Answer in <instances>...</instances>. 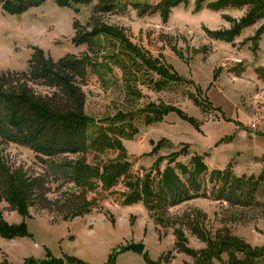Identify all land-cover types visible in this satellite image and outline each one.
<instances>
[{
  "label": "rangeland",
  "instance_id": "obj_1",
  "mask_svg": "<svg viewBox=\"0 0 264 264\" xmlns=\"http://www.w3.org/2000/svg\"><path fill=\"white\" fill-rule=\"evenodd\" d=\"M115 1L113 13L95 12L99 0L79 5L78 11L45 0L18 15L0 6V69L26 70L34 47L54 59L87 51V45L73 41L75 23L86 26L96 14L105 25L123 28L133 43L160 57L182 78L159 89L151 78L160 76L145 67L137 69L141 78L129 90L122 70L112 66L107 83L93 76L84 86L87 113L98 125L118 126L134 171L172 166L180 173L177 164L193 167L192 160L200 157L209 171L228 168L236 176L264 180V34L256 36L264 20L244 28L232 41L219 40L208 31L233 29L248 6L213 10L211 0L201 7L198 0H189L163 20L159 13L140 14L134 7L159 0ZM118 48L120 44H110L106 51ZM150 104H163L157 119L155 112L145 117ZM162 140L166 144L155 150ZM0 150L7 166L43 171L28 147L9 142ZM260 189L252 208L200 197L162 213L143 202L122 205L110 195L102 208L73 218L31 206L23 191L15 189L13 202H0V264H43L51 256L63 258L64 264H228L227 254L213 257L206 242L176 222L200 211L205 233L229 228L249 246L264 248V181ZM178 238L192 254L179 251ZM132 242H143L144 251H121Z\"/></svg>",
  "mask_w": 264,
  "mask_h": 264
},
{
  "label": "trees",
  "instance_id": "obj_2",
  "mask_svg": "<svg viewBox=\"0 0 264 264\" xmlns=\"http://www.w3.org/2000/svg\"><path fill=\"white\" fill-rule=\"evenodd\" d=\"M44 1L0 0V6L18 15ZM188 1L159 0L155 4L134 3V7L140 14L159 13L167 20L173 8ZM205 1L208 0H198L197 5L201 7ZM57 2L78 11L79 5L90 4L92 0ZM208 5L213 10L250 8L233 29L209 30L208 35L214 39L232 41L244 28L264 20V0H211ZM94 9L113 13L117 1L99 0ZM75 27L73 41L76 45H87V51L54 59L42 48L34 47L26 70L0 69V146L14 142L28 147L43 165L42 172L32 173L21 167L12 168L7 166L0 150V202H13L14 191L18 189L23 191L29 205L71 218L102 208L110 195L122 205L143 202L162 213L200 197L225 202L231 207L252 208L258 204L257 196L262 195L260 188L264 180L239 177L228 168L209 171L200 157L192 160L193 167L177 164L180 173L172 166L163 171L157 166L134 171L118 126L98 125L87 113L84 86L93 76L107 83L106 76L113 72L112 66L122 70L129 90H134L141 78L137 69L141 72L145 67L160 76L159 80L151 78L159 89L182 78L160 57L133 43L123 28L105 25L96 14L86 26L76 21ZM262 34L264 23L258 29L257 39ZM110 44L115 48L120 44L121 48L106 51ZM261 75L264 76V69ZM162 106L150 104L151 110L145 117L155 112L157 119ZM165 144L162 140L155 150ZM66 185L72 186L62 190ZM186 215L176 223L185 225L206 242L213 257L221 259L227 254L228 264H264V248L249 246L229 228L207 234L199 225L200 217L205 218V214L199 211L194 217L191 213ZM158 222L165 221L159 218ZM177 246L179 251L193 253L179 238Z\"/></svg>",
  "mask_w": 264,
  "mask_h": 264
},
{
  "label": "water",
  "instance_id": "obj_3",
  "mask_svg": "<svg viewBox=\"0 0 264 264\" xmlns=\"http://www.w3.org/2000/svg\"><path fill=\"white\" fill-rule=\"evenodd\" d=\"M145 249V244L143 242H132L128 245H124L121 248V251L133 250L137 252H143ZM43 264H64L65 261L63 258L51 256L49 260H42Z\"/></svg>",
  "mask_w": 264,
  "mask_h": 264
}]
</instances>
